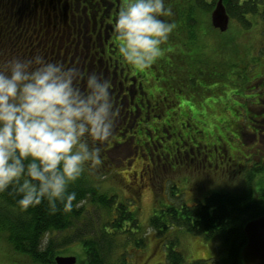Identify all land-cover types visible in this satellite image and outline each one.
<instances>
[{"label":"trees","instance_id":"1","mask_svg":"<svg viewBox=\"0 0 264 264\" xmlns=\"http://www.w3.org/2000/svg\"><path fill=\"white\" fill-rule=\"evenodd\" d=\"M217 1L175 0L174 5L177 7L172 18L175 22L173 31L178 29L179 32H187L185 36L181 35L175 40L180 42L179 46L187 47L188 39L198 40L199 43L200 39L208 36L211 31L220 33L211 25L208 14L203 15L212 11ZM224 4L232 20L231 26L233 24L234 27L240 25L250 28L253 18L259 22L261 18L264 19V13L261 11L264 0H224ZM9 24L8 5L4 0H0V67H4L5 62L12 57H33L17 42V34ZM241 36L231 37L228 41L230 44H233V41L236 43V38L241 39ZM172 38L173 36L169 35L168 40L171 41ZM161 47L163 53L167 52L165 46ZM238 51L241 50L236 43L233 55L238 59L231 57L227 61L222 60L219 68L214 65L203 73L200 72V65L206 64L207 59L201 58L202 62L198 66L193 64L194 72L202 73L204 84L207 85L215 79L224 80L226 73L223 71H233L241 81H237L238 91L242 87L251 90L264 76V68H258L260 76L254 80L257 82L251 85L249 79L254 62L249 59L245 49L248 70L244 71L240 61L244 64L246 60L243 56L240 59ZM214 72L217 75H214ZM167 73L172 72L168 70ZM196 74L184 77V82L181 81L173 87L176 86V90L181 93L185 91L186 84L199 89ZM207 91L211 92L213 89L207 88ZM153 120H149L150 126L153 125ZM153 129L156 133L159 130L155 126ZM145 134L147 139H144L141 145L150 147V154L147 155L153 161L154 146L159 145L161 140L157 139V134L155 137L148 131ZM105 143L102 150L103 164L98 169L86 170L81 178L69 185V191L76 193L75 206L70 212H65L63 205L58 204L59 210L51 213L47 200H42L27 211H21L17 204L19 193L10 189L0 193V239H4L13 251L29 256L36 264H56L55 257L62 249L76 242H80L84 251V257L77 259L76 264H129L128 255L146 246V236L138 216V198L133 196L136 201L131 196L124 199L118 189L115 191L113 187L105 185L108 175L111 174V177L115 178L116 173H119L114 166L111 168L115 162L113 150L117 145ZM210 144L212 148L213 143ZM138 152L140 154V148ZM155 158L157 159V156ZM160 160L169 164L163 158ZM169 165L174 167L178 164ZM173 186L176 184H173L171 189ZM158 208L154 205L155 211L153 210L149 217L148 227L155 229L157 237L162 241L168 264H205L204 261L209 260L199 258L186 263L184 254L178 249L180 233L200 235L209 242L218 241L217 254L212 257L214 264H241L240 254L246 243L244 226L249 220L264 214V193L256 194L250 184L239 190L220 188L205 196L203 201L198 198L194 203L173 202Z\"/></svg>","mask_w":264,"mask_h":264},{"label":"rangeland","instance_id":"2","mask_svg":"<svg viewBox=\"0 0 264 264\" xmlns=\"http://www.w3.org/2000/svg\"><path fill=\"white\" fill-rule=\"evenodd\" d=\"M261 11L264 13V4H262ZM210 12L203 13V15L208 14V18L210 19ZM252 20L253 25L250 28L240 25L234 27L233 24L231 26L232 20H230V26L226 32L218 33L211 31L208 36L201 38L199 43H197L198 40L188 39V46H179L174 54H172L171 51L173 50L172 47L176 45H171L170 40H167L162 45L165 46L166 50L170 51V53H163L162 55H164V57L161 55L150 67L145 68L150 74L154 73L155 75L156 73V82L151 78L152 86L157 84V87L153 89L157 95L154 104H157V107L165 106V108L163 107L161 111L152 112V116L146 119L141 125L143 132L137 135L144 140L147 139V135L145 134L146 131L151 133L153 137L157 134L158 140L162 141L163 139V143L173 147L172 152L176 154L174 158H179L180 162L173 167L167 163H163L162 160L157 161L155 158L157 156L156 153L163 150V144L154 146V153H152V158H155L154 162L151 161L149 155H147L150 154V147L148 146H142L140 148V154L134 157L137 151L134 141L136 137L127 140L126 138L132 133L136 134L138 127H134L136 133L127 131L124 136L118 134L119 137L121 136L120 141L122 144L115 149L113 148L114 150L112 149L114 154L113 160L115 162H113L111 168L114 166V169L119 173H116L115 178H112L109 173L110 175L106 177L105 185L113 187L115 191L119 190L122 194L121 197L124 199L131 196V198L136 201V198L133 196L138 198L136 203L138 216L142 225V231L146 236V246L141 248L140 251H133V254L130 256L128 255L129 264H168L162 241L157 237L156 230L148 227L149 217L153 213L154 205L161 208V206L173 202L176 204L182 201L194 203L198 198L200 201H203L205 196L216 189L226 188L239 190L249 185L250 181L252 182L253 175L251 176L250 174L249 176L248 173L250 171L244 166L245 164L242 165V163L247 162L246 157L249 152L256 150L257 147H261V142L251 136H243L237 124L240 120H243L239 122L242 130V125H244L247 120L246 104L249 103L247 98L252 94L251 90L242 87L238 91L237 81H241L239 77L236 78L233 71L229 72V70H227L229 73L223 71L226 73L224 80L215 79L207 85L204 84V79L202 77V73L209 69V67L211 68V66L213 67L215 65V67L219 68L218 65L222 60L227 61L231 57L238 59L233 55L234 47H236L237 43L241 50L238 51L241 55L240 59L243 56L246 60L244 64L240 61L241 68L244 71L248 70V59L244 52V50L247 49L249 59L254 62L252 64L249 83L253 85L257 82L254 80L260 76L258 68H264V19L261 18L260 22L254 18ZM180 22L182 23V21ZM172 33H174V31ZM237 36H241V39L236 38V43L233 41V44H230L228 39ZM168 56L173 61L167 58ZM201 58L207 59V62L204 65H200V72L202 73L196 74L193 64L198 66V64L202 62ZM167 68L171 70V74L167 73ZM192 74H196L198 77L196 82L200 85L198 86L199 89L192 88L186 84L184 90L191 93L182 94V98H184V95H189L188 100H183L178 104L179 90H176V86H173L177 83L180 84L184 77H188ZM214 75H217V73L214 72ZM257 85L261 88L264 85V81L259 82V84L256 83L254 88H256ZM180 87H182V85ZM207 88H211L213 91L209 92ZM259 88H256L254 91L259 90ZM254 107L255 109H259V104ZM178 108V112L172 114V112L177 111ZM186 109L187 111H185ZM163 112H165V115H162L164 114ZM163 119L164 122L169 121L173 129L179 128L180 131L172 133V130L170 127H167V125L160 127ZM149 120L154 121L152 126L148 124V122H150ZM183 121L184 123H187V121L190 122V124L186 126L187 133L190 131L196 132L199 129L204 132H209L210 134H205V140H207V142L212 141L213 144L221 147L224 146L230 157H235L236 154L234 158L235 161L229 162V165H226L225 162L218 165L213 162V165L207 164L206 166H202L201 164L198 165L197 162L190 163V159L195 153L191 152V148L195 149L197 141L201 142L202 148L206 143L200 140V131L196 134L191 132L187 135L183 130ZM180 122L182 124H180ZM125 124L126 123H124L122 119V123L120 124L121 129L119 130L122 131ZM155 125L156 127L159 125L157 133L156 130L153 129ZM246 130L249 132L248 128L245 129V132ZM175 133H177V135ZM191 137L195 138L192 139ZM112 139L113 136L111 137V140ZM172 142H177V144L172 145ZM257 143L258 146H256ZM138 145L141 146V144ZM252 147H254L253 150H251ZM262 147H264V143ZM177 148L179 149L177 150ZM143 149L144 151H142ZM186 152H189L188 156ZM208 153L211 152L208 151ZM209 155L211 157L212 154ZM217 155H219V150L217 151ZM201 156L203 155H200V157ZM222 161L221 158V162ZM151 163H153L152 168L150 167L151 175L146 171L141 177L140 172L142 173L144 170H147V167H149L148 165ZM212 169L214 171H212ZM254 181L255 183L264 185V172L258 175ZM173 184H176V186H173L171 189ZM132 246H134V244ZM217 247L218 241L209 242L205 241L200 235L180 233V244L178 249L184 254L186 263H190L199 258H209V260L204 261V263L214 264L212 257L217 254ZM83 253L84 251L80 242H76L63 248L62 252L58 255H75L77 259H81L84 257ZM0 264L36 263H34L29 256L13 251L11 246L4 239H0Z\"/></svg>","mask_w":264,"mask_h":264},{"label":"clouds","instance_id":"3","mask_svg":"<svg viewBox=\"0 0 264 264\" xmlns=\"http://www.w3.org/2000/svg\"><path fill=\"white\" fill-rule=\"evenodd\" d=\"M166 0H125L114 24L119 53L136 68L150 67L175 28ZM119 108L112 84L101 73L74 66L12 57L0 67V193H19L27 211L47 200L70 212L69 185L104 162L103 144L113 135ZM78 203V202H77Z\"/></svg>","mask_w":264,"mask_h":264},{"label":"flooded vegetation","instance_id":"4","mask_svg":"<svg viewBox=\"0 0 264 264\" xmlns=\"http://www.w3.org/2000/svg\"><path fill=\"white\" fill-rule=\"evenodd\" d=\"M4 1L8 5L9 27H12V31L14 30L17 34V42L33 57L41 55L46 60H54L63 63L65 66H74L79 69L82 75L89 72H97L110 80L113 100L119 108V115L112 135L113 139L111 140L110 138L105 144L111 146L121 145L120 137L124 136L127 131L135 132L134 127H138L137 133L135 132L136 134L132 133L126 138L127 140L136 137L134 139L135 147H137L135 156H138V150L143 146V144L141 146L138 145L143 140L142 137L137 135L143 132L141 125L152 116V112L161 111L165 106L157 107V104H154L157 95L153 89L157 87V84L152 86L151 78L156 82V73L155 75L154 73L150 74L145 68L140 69L129 65L119 53L121 41L115 31L114 24L116 14L125 3V0ZM166 2L171 6L173 15L162 18L172 21L177 5H174L175 0H166ZM186 34V31L179 32L178 29L176 32L170 33V36H173L170 41L171 45H176L172 47V54H174L175 50L179 47L178 44H180V42L175 41L177 37H181V35L185 36ZM167 52L170 53V51ZM167 58L170 57L168 56ZM170 60L173 61L171 58ZM261 81H264V76L257 84ZM256 88H259V85ZM256 88L254 86L251 88L252 94L247 98L249 100V103L246 104L247 120L246 122L244 121L245 124L242 125V130L239 122L243 120H240L237 124L243 136H251L261 142V147H257L256 150L249 152L246 157L247 162L242 163L250 171L248 173L249 176L250 174L251 176L253 175L252 182L250 181L249 183L252 189L256 194H261L264 193V185L255 183L254 180L264 172V147H262L264 143V95H262L264 94V85L259 90L254 91ZM185 93L190 94L191 92H178V104L183 100H188L189 95H184V98L181 96ZM258 104L259 109H255L254 106ZM178 110L179 108L177 111L172 112V114H175ZM163 113L162 115H165V112ZM122 119L126 123L123 127L124 132L123 129L122 131L119 130L121 129L120 124L122 123ZM182 123L180 122V124ZM188 124H190L189 121L184 123L185 129L183 128V130L185 133H187L186 126ZM160 125H167L172 130V133L180 131L179 128L173 129L172 124L169 121L164 122V119ZM155 128L158 129L156 125ZM247 128L249 132L247 130L245 132ZM199 131V136H202L201 141H204L206 144L202 148L201 142L197 141L195 149L191 148V152L195 153L191 157L190 163L197 162L198 165L202 164L206 166L207 164L213 165V162L216 165L225 162L226 165H229V162L235 161L236 154L235 157L228 156L224 146L221 147L213 144V147H210L212 141L207 142L205 140V134H210L209 132L199 129L196 132L190 131L188 133L194 132L196 134ZM118 134L122 135L119 137ZM175 134L177 135V133ZM159 144H163L164 148L160 152L158 151L157 159L163 158L169 164H179V158H174L176 154L172 152L173 147L163 143V139ZM173 144H177V142H172ZM256 146H258V143ZM253 149L254 147L251 148V150ZM218 150L219 155H217ZM207 151H211V153ZM209 154H212L211 157ZM186 155L188 156L189 152H186ZM200 155L203 156L200 157ZM148 166L147 170H144L142 173L140 172L141 177L146 171L151 175L150 169L153 163Z\"/></svg>","mask_w":264,"mask_h":264},{"label":"water","instance_id":"5","mask_svg":"<svg viewBox=\"0 0 264 264\" xmlns=\"http://www.w3.org/2000/svg\"><path fill=\"white\" fill-rule=\"evenodd\" d=\"M230 15L224 0H218L210 14L211 25L220 32L230 26ZM246 243L240 254L241 264H264V214L249 220L244 226ZM56 264H76L75 255H57Z\"/></svg>","mask_w":264,"mask_h":264}]
</instances>
